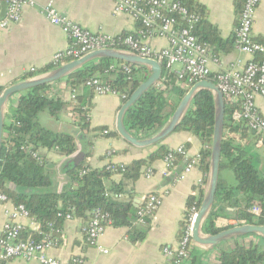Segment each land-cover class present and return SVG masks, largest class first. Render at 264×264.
Listing matches in <instances>:
<instances>
[{
	"label": "crops",
	"instance_id": "crops-1",
	"mask_svg": "<svg viewBox=\"0 0 264 264\" xmlns=\"http://www.w3.org/2000/svg\"><path fill=\"white\" fill-rule=\"evenodd\" d=\"M36 1L37 7L23 8L17 24L0 30L1 92L22 81L27 74L38 75L39 70L53 64L55 54L69 48L70 42L65 34L59 28L49 24L39 13V8L47 2H51L60 15L91 33H104L115 38L122 33L134 34L137 31L135 21L124 14L113 13V0ZM193 1L205 9V19L217 29L222 42L228 41L234 34L237 24L234 0ZM5 12L6 2L0 0V18L4 16ZM252 34L255 41L259 43L264 41V0L261 1L256 11ZM148 46L158 51L167 46V41L163 38L153 37L148 41ZM238 58L247 59L236 50L227 55L220 54L216 58L218 63L210 64L212 75ZM31 69L34 72H31ZM178 69L179 67L176 66L174 70ZM181 87L185 89L183 85ZM70 90V84L62 80L52 83L49 97L59 99L65 106L57 119L50 117L47 112L38 115V123L42 128L53 133L73 136L76 145L75 155L68 157L61 156L55 149L37 150L36 154L42 159L45 174L50 180V186L42 190V193H60L68 187L70 184V178L67 175L68 169L80 162L85 155H88L85 164L92 170H98L109 165L126 166L133 161L146 160L157 150L158 145H163L169 150L183 146L189 160L197 158L203 148L197 137L177 131L152 146L137 148L129 145L116 132L117 114L123 104L121 98L117 96L91 95L87 125L85 128H81L77 125L78 121L70 108L72 104L69 102ZM77 92L78 95L86 94L85 89L82 88H79ZM17 97L18 95L13 96L5 108L4 124L9 121V110L16 106ZM226 101L237 102L234 99ZM255 105L259 115L264 119V98L256 97ZM104 131L108 133L104 135ZM255 135L261 138L260 135ZM5 137L3 134V141ZM146 138L148 137L137 139ZM232 138L238 144H243L238 135H233ZM187 144L188 148L185 147ZM250 153L254 156L255 167L264 175V138L261 146L254 145L250 148ZM182 168L183 162H180L172 171L168 172L163 161L159 160L143 169L135 183L126 186V195H122L120 200L131 202L133 206H138H134L135 208H139L144 205L149 196L154 195L160 197L161 205L146 220L144 226L135 224L131 229L107 226L98 240V245L101 249L107 250V254L101 253L86 242L84 233L86 223L80 219L72 218L64 220L61 224L60 232L53 238L55 246L48 250V255L63 263L79 261L80 264H164L162 250L165 247H177L188 199L190 197L198 199L200 193L202 198L206 186V177L197 167L184 180L178 181L177 176ZM149 170L151 171L150 175L148 174ZM221 170L219 184L233 186L235 183L233 173L227 168H223L222 172ZM119 178L117 175L112 180L119 181ZM239 197L237 196V199ZM12 207L14 205L11 201L4 206L0 204V234L6 221L5 210H10ZM234 210L235 208L232 207H222L220 216L215 220V227L226 230L243 225L226 217ZM18 223L23 228L21 237L27 235L30 238L36 235L39 230V225L32 218H19ZM141 231L143 232L142 238L136 240L135 232ZM243 240L263 245L262 240L256 236H249ZM234 242V239L221 242L214 249L203 248L192 243L189 259L181 264H218L220 251L232 247ZM0 264L39 263L34 260L12 259L0 262Z\"/></svg>",
	"mask_w": 264,
	"mask_h": 264
},
{
	"label": "trees",
	"instance_id": "trees-1",
	"mask_svg": "<svg viewBox=\"0 0 264 264\" xmlns=\"http://www.w3.org/2000/svg\"><path fill=\"white\" fill-rule=\"evenodd\" d=\"M188 11L198 14L200 22L193 30V35L198 43L205 46L212 58L216 59L220 54L227 55L235 50V36L222 42L217 29L211 26L205 19V9L193 0H178ZM245 0H234L236 16V28L239 24L240 14ZM137 24V31L142 29ZM136 31V32H137ZM122 33L114 38L116 44L127 36L136 35ZM264 44V41L260 42ZM117 49H128L121 43L115 45ZM70 61V60H69ZM123 63L114 60H98L85 65L62 81L70 84L76 90L77 96L70 105L75 114L78 126L86 127L88 111L90 108L89 97L91 90L84 83L98 77L104 84L109 85L126 99L134 90L146 80L149 70L143 67L130 66V73L126 74L118 69L111 70ZM51 64L39 70V74L56 68ZM27 74L23 80L32 77ZM207 81L214 84L212 77ZM180 80L172 72L162 67V76L159 81L164 86L151 88L144 94L124 115L123 123L129 134L136 138L149 137L155 134L170 118L180 99L193 85L185 89L181 87ZM52 84L39 86L17 94L16 106L9 110L8 123L4 125L5 139L0 153V193L4 194L14 206L22 205L38 225L36 235L22 240H41L43 234H51V228H61L66 215L80 219L82 222L90 220L93 211H99L111 221V226L119 228H134L138 209L131 202L120 200L126 195L125 188L130 183H135L143 169L152 163L163 160L170 150L158 145L157 150L146 160L133 161L122 168L116 167V171H110L108 166L98 170H92L87 166L86 158L72 165L67 175L70 184L60 193H42L50 186L48 175L44 171V163L39 162L33 154L39 149H55L61 156H73L76 152L75 139L66 134H57L42 128L38 123V115L47 112L50 117L57 119L65 104L57 98L49 97ZM85 89L86 94L78 95V89ZM1 93V90H0ZM174 98V100H173ZM240 108V102L225 100V139L221 145L220 170L229 169L234 176L233 186L218 185L215 196L216 212H211L202 226V232L207 235H215L225 229L215 227V220L220 216L222 207L235 208L233 213H228V219L235 220L238 224H248L264 227V175L257 170L254 156L250 148L254 146L257 136L250 131L246 122L233 121L232 113ZM213 100L207 91L199 92L191 102L186 116L176 128L177 132H186L199 139L202 150L197 156V168L202 174L207 175L209 164V148L211 143L213 126ZM233 135H238L243 144H238ZM186 148L189 147L187 144ZM182 162L179 161L177 165ZM84 172V174H81ZM119 175V181L112 180ZM237 196H240L237 199ZM201 193L198 199L190 197L187 202L186 212L195 203L199 207ZM221 206V207H219ZM219 207V209H218ZM221 208V209H220ZM251 208H257L258 213L250 212ZM186 214V213H185ZM184 222L181 224L180 237ZM136 240H140L143 232H135ZM249 237V236H246ZM244 237V238H246ZM244 238L234 239L232 247L221 250L218 256V264H264V242H245Z\"/></svg>",
	"mask_w": 264,
	"mask_h": 264
},
{
	"label": "built area",
	"instance_id": "built-area-1",
	"mask_svg": "<svg viewBox=\"0 0 264 264\" xmlns=\"http://www.w3.org/2000/svg\"><path fill=\"white\" fill-rule=\"evenodd\" d=\"M262 0H245L239 24L234 31L235 50L246 57V60L235 59L219 69L212 75L210 64H217L218 60L212 58L205 46L198 43L193 35V30L200 22L198 14L188 11V9L178 0H113V13L124 14L136 23L142 25V29L134 36H127L121 42L128 51L140 57L157 61L168 72L176 75L177 79L186 88L188 85L212 77L214 84L222 93L225 100L234 99L240 102V108L235 110L231 118L233 121H244L249 130L261 136L255 142V146H261L264 138V119L259 115L255 98H264V44L253 38V25L256 11ZM6 12L0 18V30H5L13 24H17L21 18L23 8L37 7L36 0H5ZM39 13L49 24L59 28L70 42V46L63 52L57 53L53 57V64L60 66L66 62L76 60L82 56L102 49H117L119 44L114 38L104 33H91L78 26L65 16L60 15L51 2H47L39 8ZM163 38L167 41V46L155 51L148 46L151 38ZM178 66V70H174ZM129 74L130 65H119L116 68ZM31 72H34L31 69ZM84 86L91 90L96 96H117L122 101L127 100L126 96L119 94L109 85L104 84L98 77H93L84 83ZM160 89H164L158 83ZM76 90L69 93V102L76 100ZM108 132L104 131L106 135ZM33 157L37 161L42 159L36 154ZM166 170L172 171L179 161L183 162V168L177 176L178 181L184 180L190 172L197 166V158L188 159L187 152L183 146L174 150L162 160ZM122 168L123 166H116ZM116 167L109 165L108 169L115 172ZM81 174H84L82 172ZM151 174V171H148ZM9 203L8 198L0 193V204L3 206ZM160 197L149 196L144 205L136 213V225L144 226L146 220L160 207ZM199 207L195 203L186 212L183 218V230L176 248L165 247L162 250L164 264H181L189 259L192 245L191 232L195 215ZM250 212L258 213L257 208H251ZM6 221L3 224L0 234V262L12 259L23 261H37L39 264H80L79 261L63 263L48 255V250L55 246L54 235L59 233V229H52L51 234L41 235V240H22V226L18 223L19 218H30L24 206H14L10 210H5ZM65 220H71V215H66ZM33 220V219H32ZM111 226V221L106 215L99 211H93L90 220L84 228L86 242L97 248L101 253L107 254L98 245V240L105 228Z\"/></svg>",
	"mask_w": 264,
	"mask_h": 264
},
{
	"label": "water",
	"instance_id": "water-1",
	"mask_svg": "<svg viewBox=\"0 0 264 264\" xmlns=\"http://www.w3.org/2000/svg\"><path fill=\"white\" fill-rule=\"evenodd\" d=\"M103 59L114 60L130 66L143 67L149 70V75L146 80L134 90L127 100L122 101L123 104L117 114V134L126 143L137 148L152 146L165 140L172 133H174L176 128L180 125L191 107V102L195 96L201 91H207L211 94L214 115L211 143L209 148V164L206 175V186L192 225V243L203 248L214 249L221 242L236 238H244L246 236H256L264 242L263 226L243 224L223 230L215 235H207L202 232V226L209 214L217 211V207H215V196L219 185L220 154L221 145L224 141L225 125V99L220 90L215 84L207 80L194 83L180 99L166 123L155 134L146 139L139 140L129 134L125 129L123 123L124 115L127 110L131 108L144 94L159 83L162 76V66L153 59L140 57L128 50L108 48L93 51L79 59L69 61L47 72L34 75L3 90L0 93V153L3 144L5 108L13 96L32 88L63 80L77 70L82 69L85 65Z\"/></svg>",
	"mask_w": 264,
	"mask_h": 264
},
{
	"label": "rangeland",
	"instance_id": "rangeland-1",
	"mask_svg": "<svg viewBox=\"0 0 264 264\" xmlns=\"http://www.w3.org/2000/svg\"><path fill=\"white\" fill-rule=\"evenodd\" d=\"M223 170V169H222ZM222 170H221V172H222ZM223 172H225V171H223ZM226 172H228V171H226ZM222 176H223V173H222Z\"/></svg>",
	"mask_w": 264,
	"mask_h": 264
}]
</instances>
